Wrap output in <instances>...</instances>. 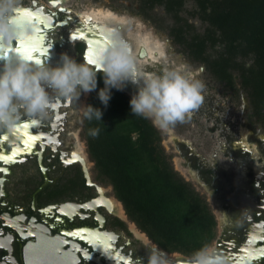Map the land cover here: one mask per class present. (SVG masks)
<instances>
[{
    "label": "flooded vegetation",
    "instance_id": "flooded-vegetation-1",
    "mask_svg": "<svg viewBox=\"0 0 264 264\" xmlns=\"http://www.w3.org/2000/svg\"><path fill=\"white\" fill-rule=\"evenodd\" d=\"M64 1L22 0L21 12L34 24L38 38L33 61L55 67L67 55L85 63L88 42L72 41V32L103 38V25L89 17L84 23ZM62 48H70L73 56L62 54ZM143 50L141 46V58ZM73 100L54 97L55 107L46 120L21 119L11 130L0 129V264H147L146 248L160 251L168 264H189L191 256H172L174 252L152 242L140 243V237L122 240L120 233L129 239L131 232L118 205L102 197L104 189L89 176L77 146L62 145ZM24 124L39 136L34 145L18 138ZM239 188L237 199L228 196L223 202L233 211L224 215L223 229L212 243L227 264H264V209L251 204L249 194Z\"/></svg>",
    "mask_w": 264,
    "mask_h": 264
},
{
    "label": "trees",
    "instance_id": "trees-1",
    "mask_svg": "<svg viewBox=\"0 0 264 264\" xmlns=\"http://www.w3.org/2000/svg\"><path fill=\"white\" fill-rule=\"evenodd\" d=\"M186 0H142L141 11L163 6L173 17L170 34L193 61L206 64L228 86L239 81L249 95L252 115L264 123V0H192L191 15L206 24L202 33L181 15ZM103 74L87 106L102 119L84 118L88 151L97 178L113 186L129 218L160 248L191 256L217 235V220L194 186L174 168L162 145L161 130L134 116L124 90L111 89L105 106L98 93ZM99 128L97 137L90 129ZM120 224L123 222L119 221Z\"/></svg>",
    "mask_w": 264,
    "mask_h": 264
},
{
    "label": "rangeland",
    "instance_id": "rangeland-1",
    "mask_svg": "<svg viewBox=\"0 0 264 264\" xmlns=\"http://www.w3.org/2000/svg\"><path fill=\"white\" fill-rule=\"evenodd\" d=\"M25 1L30 3V0ZM141 1L65 0L64 5L84 23L86 17L97 21L94 16L89 15L90 11L101 9L112 13L108 22H98L99 26L118 28L137 56L140 47L144 46L148 55L138 59L144 60V68L148 73H160L165 67L187 65L194 76L203 82L205 91L201 107L194 111L191 120L177 123L169 131L161 130L162 145L172 156L174 168L210 204L217 217V232L220 233L225 222L224 215L233 211L226 208L223 202L228 200V196L237 199L238 187L249 194L251 204L264 209V185L261 182L264 181V123L252 115L249 95L243 89L239 78L235 80L234 86H228L218 80L206 64L193 61L183 45L176 42L170 34V27L175 22L173 17L163 6H157L147 13L141 11ZM194 7L192 0H186L181 15L193 25V30L202 33L206 24L191 15ZM119 24L122 28L118 27ZM64 53L72 55V50L62 48V54ZM90 93H82L78 99L73 100L66 131L62 134V145L77 146L75 150L85 158L89 176L104 189H101L102 197L114 201L118 208L123 209L122 219L126 222L131 236L128 239L126 233H120L122 240L130 242L138 239L139 236L134 231L137 230L155 247L160 248L129 218L123 203L115 196L113 186L97 178L95 162L89 154L84 132L83 110L87 106ZM252 178L256 180L255 184L252 183ZM254 187L258 188V193H255ZM138 240L143 243L142 238ZM211 246L214 247V242ZM176 253L171 255L175 256Z\"/></svg>",
    "mask_w": 264,
    "mask_h": 264
},
{
    "label": "clouds",
    "instance_id": "clouds-1",
    "mask_svg": "<svg viewBox=\"0 0 264 264\" xmlns=\"http://www.w3.org/2000/svg\"><path fill=\"white\" fill-rule=\"evenodd\" d=\"M22 0H0V129L11 130L21 119L46 120L55 107L54 97L78 99L97 88V73L104 85L98 96L106 106L111 89L123 90L131 83L136 93L130 99L134 116L151 120L162 131L191 120L204 101L205 86L187 65L165 67L160 73L145 72L118 28L103 29L91 62L78 63L67 55L52 67L29 59L21 50L33 42L34 24L21 12ZM12 49L14 59L8 50ZM83 117L101 121L102 112L88 105ZM99 128L90 129L97 137ZM147 264H168L167 257L146 248ZM189 264H227L215 247L205 245L192 253Z\"/></svg>",
    "mask_w": 264,
    "mask_h": 264
},
{
    "label": "water",
    "instance_id": "water-1",
    "mask_svg": "<svg viewBox=\"0 0 264 264\" xmlns=\"http://www.w3.org/2000/svg\"><path fill=\"white\" fill-rule=\"evenodd\" d=\"M54 6L56 5V3H53ZM42 28H40L41 30ZM35 37V36H34ZM33 37V42L29 45H24L22 47V51L25 55H31L33 56L34 53H36V44H37V37L34 38ZM81 38H84L87 42H88V47L86 49V52H85V58L87 61L91 60L93 58V54H94V48L95 46L100 43L102 41V39L98 38L96 35L95 36H92L90 35V32L88 31H83V32H79V30H76V32H72V35H71V40L74 41L76 39H81ZM41 42H42V39H41ZM33 49H35V51H33ZM10 58L14 59V53L9 50L8 52ZM145 54L144 50H143V53L141 54V56L143 57ZM124 91H126L127 93H129L130 95H134L133 93L136 92V86L131 84V83H128L124 88H123Z\"/></svg>",
    "mask_w": 264,
    "mask_h": 264
},
{
    "label": "bare ground",
    "instance_id": "bare-ground-1",
    "mask_svg": "<svg viewBox=\"0 0 264 264\" xmlns=\"http://www.w3.org/2000/svg\"><path fill=\"white\" fill-rule=\"evenodd\" d=\"M62 1H64V0H62ZM89 15L94 16L95 20H97L98 22L106 24V22H108V19L113 14L108 13V12H104L101 9H98L95 11H90ZM88 25L90 26L91 30L95 33L96 31L93 30L94 27L90 24H88ZM146 51H147V49L145 48V51H144L145 54H146ZM146 55H148V51H147ZM136 57H137L138 62L141 64L143 70L145 71L144 60L138 59V57L140 58L139 54H138V56L136 55ZM142 58H144V57H142ZM145 72H147V71H145ZM135 93H133V94H135ZM17 132H18V138L21 139L22 141H24L26 145H34L36 143V140L39 139V136L33 134L30 126H27L26 124H24L22 127L18 128ZM113 204H115L114 201L112 202V205ZM119 213H120V215H123V209L122 208H119ZM134 231H135L136 235H138L140 238H142L146 243H148L149 245H152L151 241L144 234H141L137 230H134Z\"/></svg>",
    "mask_w": 264,
    "mask_h": 264
},
{
    "label": "snow or ice",
    "instance_id": "snow-or-ice-1",
    "mask_svg": "<svg viewBox=\"0 0 264 264\" xmlns=\"http://www.w3.org/2000/svg\"><path fill=\"white\" fill-rule=\"evenodd\" d=\"M33 51H35V49H33ZM28 58L31 60V59H33V57L31 56V55H28ZM35 62H37V63H40V61H35ZM89 62H91V60H89ZM8 159H11V157H9Z\"/></svg>",
    "mask_w": 264,
    "mask_h": 264
}]
</instances>
